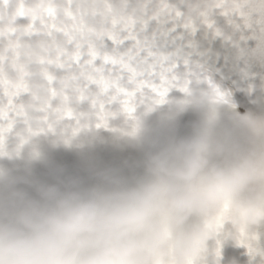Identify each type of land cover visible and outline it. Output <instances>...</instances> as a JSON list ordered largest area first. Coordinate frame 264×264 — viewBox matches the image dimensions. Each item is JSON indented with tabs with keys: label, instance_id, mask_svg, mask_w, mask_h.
<instances>
[{
	"label": "clouds",
	"instance_id": "obj_1",
	"mask_svg": "<svg viewBox=\"0 0 264 264\" xmlns=\"http://www.w3.org/2000/svg\"><path fill=\"white\" fill-rule=\"evenodd\" d=\"M0 264H264V0H0Z\"/></svg>",
	"mask_w": 264,
	"mask_h": 264
}]
</instances>
